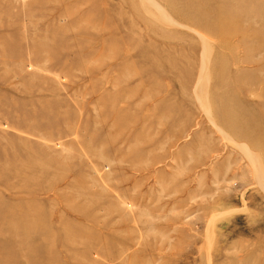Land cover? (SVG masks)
<instances>
[{
  "label": "rangeland",
  "instance_id": "obj_1",
  "mask_svg": "<svg viewBox=\"0 0 264 264\" xmlns=\"http://www.w3.org/2000/svg\"><path fill=\"white\" fill-rule=\"evenodd\" d=\"M152 1L0 0V264H264V0Z\"/></svg>",
  "mask_w": 264,
  "mask_h": 264
},
{
  "label": "bare ground",
  "instance_id": "obj_2",
  "mask_svg": "<svg viewBox=\"0 0 264 264\" xmlns=\"http://www.w3.org/2000/svg\"><path fill=\"white\" fill-rule=\"evenodd\" d=\"M149 2L152 4V6L156 4V3H154L152 0H151V1L149 0ZM148 6H149V5H148ZM153 7H155V6H153ZM205 99H206V96H205ZM204 102H206V101H204ZM205 105H206V104H205ZM246 151H247V150H246ZM252 157H253V156H252ZM260 171H261V170H260ZM262 171H263V170H262Z\"/></svg>",
  "mask_w": 264,
  "mask_h": 264
}]
</instances>
